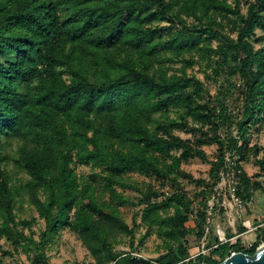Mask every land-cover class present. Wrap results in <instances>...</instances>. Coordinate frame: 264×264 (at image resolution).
Listing matches in <instances>:
<instances>
[{"label":"trees","instance_id":"trees-1","mask_svg":"<svg viewBox=\"0 0 264 264\" xmlns=\"http://www.w3.org/2000/svg\"><path fill=\"white\" fill-rule=\"evenodd\" d=\"M169 53L191 55L182 59L185 69L200 63L194 54L215 65L224 81L216 96L185 70L168 76ZM235 91L242 98L238 114L230 98ZM263 114L264 0H0V240L23 248L32 264H49L47 249L69 228L91 253H104L114 264H184L193 241L204 236L206 213L199 212L192 230L185 194L157 202L160 195L150 190L143 222L165 228L174 245L155 262L119 256L109 229L126 233L132 250L135 233L120 218L119 208L130 200L118 189L133 187L132 173L193 180L182 164L208 162L203 146L213 143L212 184L195 183L206 195L234 172L237 196L244 200L243 186L249 200L251 179L241 163L250 128ZM79 165L93 173L79 176ZM260 166L264 177V162ZM258 188L264 193V180ZM24 201L45 222L39 240L25 233L34 220L16 214ZM162 207H174L175 214L162 217ZM260 229L258 242L264 240ZM258 242L248 251L237 247L239 240L221 243L213 251L220 262L199 255L187 264H219L233 252L253 255Z\"/></svg>","mask_w":264,"mask_h":264},{"label":"rangeland","instance_id":"rangeland-1","mask_svg":"<svg viewBox=\"0 0 264 264\" xmlns=\"http://www.w3.org/2000/svg\"><path fill=\"white\" fill-rule=\"evenodd\" d=\"M170 1V0H169ZM233 3V0H228ZM243 12L247 8L244 5ZM189 25H194L193 18H186ZM230 33V27H226L224 34ZM261 33L258 32V35ZM236 36L235 34L233 35ZM168 37H165L167 39ZM213 48H216L217 42L211 43ZM256 47H260L256 45ZM168 56L174 61H168L164 65V70H167L168 76L173 74H181L184 70L188 76H195L199 78L205 85L211 96H216L219 86L224 82L223 79L215 73V65L209 66V61L199 59L197 54H194L195 60L200 63H195L193 66L184 68L182 59H189L191 55L187 54L185 57H174L172 53ZM185 58V59H184ZM197 62V61H196ZM206 100V97H203ZM231 98L232 107L235 113L238 114L242 107V98L238 91H235ZM240 98V99H239ZM171 118H178V113L175 111L169 115ZM189 123L192 126L197 125L195 121L190 118ZM176 135L184 139H190L192 136L185 132L176 131ZM11 148H15L13 144ZM217 145L207 143L203 146L208 156V162L200 159H192L185 162L181 166V170L193 176V180L185 178L181 175L177 183L160 179L156 176L140 175L132 173L127 175L129 182L133 183V187L126 189L119 188L118 191L130 200L119 208V215L122 220L126 222L130 229L135 233V249L132 250L131 239L126 233H120L115 228H110V241L113 244V251L119 256L133 255L138 261L148 260L155 262L161 256L166 255L174 242L166 235V229L158 225L148 227L143 222V211L146 208V194L152 190L158 192L160 195L157 202H162L164 196L179 192L185 194L192 205L190 207L189 221L187 227L195 229L196 225L201 222L199 212L206 213V223L204 224V236L198 242L192 243L191 257L188 258L184 264L189 262H198V256L204 255L206 257L212 256L216 261L220 262L221 257L213 253V251L221 244V238L225 235L229 244H234L239 240L237 247L242 248L243 251H248L252 245L258 242L259 231L258 228H264V193L258 185L263 182L260 163L264 162V114L261 120L252 125L249 131V151L245 160L241 165L243 171L251 179V186L249 188L250 197L248 199L244 187L241 186L240 191L244 196L243 207L235 206L231 198V189L233 182L231 177L223 175L220 183L214 189H209L206 195L205 187L198 186L194 180H206L212 184L210 177L211 161H214L217 156ZM77 173L83 178H88L93 170L91 167L79 165L76 167ZM97 172L100 169L96 170ZM23 175H20L21 177ZM97 183L98 193L103 192V182L99 179ZM208 190V189H207ZM203 198L207 200V207L203 206ZM162 217L173 216L175 214L174 207H162L159 211ZM18 219L29 220L33 222L31 228L26 229L25 233L30 235L35 233V239L39 240L41 232L45 229V222L39 217L36 210L30 206L27 201L19 202L16 210ZM260 229V230H261ZM261 232V231H260ZM260 234V233H259ZM231 237V239H229ZM264 244V240L258 242L259 247ZM258 247V248H259ZM235 251V250H233ZM49 257V264H114L107 260L104 253L94 255L81 241L79 236L71 229L66 228L60 231L54 243L47 249ZM0 260L2 264H32L28 253L21 247H15L10 241L5 238L0 240ZM225 260V259H224Z\"/></svg>","mask_w":264,"mask_h":264},{"label":"water","instance_id":"water-1","mask_svg":"<svg viewBox=\"0 0 264 264\" xmlns=\"http://www.w3.org/2000/svg\"><path fill=\"white\" fill-rule=\"evenodd\" d=\"M219 264H264V244L253 255L237 252Z\"/></svg>","mask_w":264,"mask_h":264},{"label":"built area","instance_id":"built-area-1","mask_svg":"<svg viewBox=\"0 0 264 264\" xmlns=\"http://www.w3.org/2000/svg\"><path fill=\"white\" fill-rule=\"evenodd\" d=\"M226 176L231 177L232 182H233V186H232V189H231V191H232L231 192V198H232L233 202H235V206H238V207L242 208L244 202L239 196H237V193H236L237 182H236V178H235V173L232 172V173H230V174H228ZM227 242H230V240H227L225 235H223L222 238H221V243L223 244V243H227ZM235 243H237V240L234 242V244ZM235 253L236 252H233L232 254H235Z\"/></svg>","mask_w":264,"mask_h":264}]
</instances>
